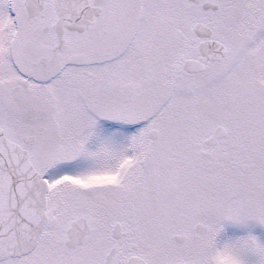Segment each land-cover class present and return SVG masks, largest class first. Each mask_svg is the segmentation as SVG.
Returning a JSON list of instances; mask_svg holds the SVG:
<instances>
[{
	"label": "snow or ice",
	"instance_id": "1",
	"mask_svg": "<svg viewBox=\"0 0 264 264\" xmlns=\"http://www.w3.org/2000/svg\"><path fill=\"white\" fill-rule=\"evenodd\" d=\"M0 264H264V0H0Z\"/></svg>",
	"mask_w": 264,
	"mask_h": 264
},
{
	"label": "rangeland",
	"instance_id": "2",
	"mask_svg": "<svg viewBox=\"0 0 264 264\" xmlns=\"http://www.w3.org/2000/svg\"><path fill=\"white\" fill-rule=\"evenodd\" d=\"M103 126H105V125H103ZM225 232L228 234H232V233L241 234V229L237 226L227 224V225H225Z\"/></svg>",
	"mask_w": 264,
	"mask_h": 264
},
{
	"label": "flooded vegetation",
	"instance_id": "3",
	"mask_svg": "<svg viewBox=\"0 0 264 264\" xmlns=\"http://www.w3.org/2000/svg\"><path fill=\"white\" fill-rule=\"evenodd\" d=\"M101 124L106 126L107 122H103V121H102Z\"/></svg>",
	"mask_w": 264,
	"mask_h": 264
}]
</instances>
